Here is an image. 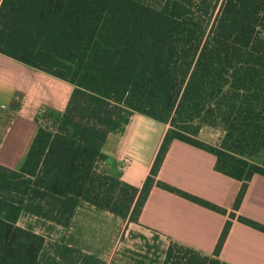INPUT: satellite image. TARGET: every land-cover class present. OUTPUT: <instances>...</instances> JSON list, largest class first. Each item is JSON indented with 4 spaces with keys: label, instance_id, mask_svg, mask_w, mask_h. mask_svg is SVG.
I'll list each match as a JSON object with an SVG mask.
<instances>
[{
    "label": "trees",
    "instance_id": "1",
    "mask_svg": "<svg viewBox=\"0 0 264 264\" xmlns=\"http://www.w3.org/2000/svg\"><path fill=\"white\" fill-rule=\"evenodd\" d=\"M217 3L0 0V52L73 84L62 112L40 110L53 127L39 124L20 167L0 163V264H106L20 225L23 211L67 228L87 203L138 223L156 184L227 213L157 177L174 139L212 152L241 185L212 253L170 240L161 264H232L220 249L248 181L264 174V0H222L215 14ZM134 111L169 124L140 187L111 174L102 151ZM203 126L221 129L217 143Z\"/></svg>",
    "mask_w": 264,
    "mask_h": 264
},
{
    "label": "crops",
    "instance_id": "2",
    "mask_svg": "<svg viewBox=\"0 0 264 264\" xmlns=\"http://www.w3.org/2000/svg\"><path fill=\"white\" fill-rule=\"evenodd\" d=\"M72 89L71 82L0 52V110L8 115L0 135V163L20 167L40 124V119L37 120L40 110L47 107L62 112ZM168 126L134 111L124 129L111 132L104 141L102 151L109 172L140 187ZM214 164L212 152L174 139L157 177L225 207L227 213L155 184L143 205L139 222L134 224L203 253H212L241 185V180L216 170ZM235 214L219 258L232 264H264V231L237 218L240 214L264 224V174L252 175Z\"/></svg>",
    "mask_w": 264,
    "mask_h": 264
},
{
    "label": "rangeland",
    "instance_id": "3",
    "mask_svg": "<svg viewBox=\"0 0 264 264\" xmlns=\"http://www.w3.org/2000/svg\"><path fill=\"white\" fill-rule=\"evenodd\" d=\"M221 2L218 0L215 14ZM7 121V113L1 109L0 135ZM38 121L51 127L54 124L50 117L39 116ZM199 136L205 141L217 143L221 129L203 126ZM18 223L43 234L47 241L69 243L97 254L106 264H161L170 242L154 230L127 222L87 203L80 205L71 226L67 228L26 211L20 214Z\"/></svg>",
    "mask_w": 264,
    "mask_h": 264
},
{
    "label": "built area",
    "instance_id": "4",
    "mask_svg": "<svg viewBox=\"0 0 264 264\" xmlns=\"http://www.w3.org/2000/svg\"><path fill=\"white\" fill-rule=\"evenodd\" d=\"M125 160H128L127 158H125Z\"/></svg>",
    "mask_w": 264,
    "mask_h": 264
}]
</instances>
